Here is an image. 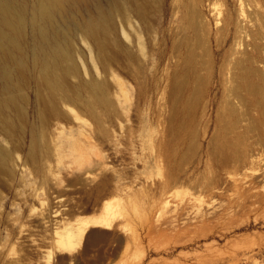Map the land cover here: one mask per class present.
Returning <instances> with one entry per match:
<instances>
[{
  "label": "bare ground",
  "instance_id": "6f19581e",
  "mask_svg": "<svg viewBox=\"0 0 264 264\" xmlns=\"http://www.w3.org/2000/svg\"><path fill=\"white\" fill-rule=\"evenodd\" d=\"M160 2L0 0V131L11 142L8 147L0 141V182L5 176L14 178L17 167L24 170L28 164L34 178L47 175L46 180L43 179L45 186H36L35 181L31 187L32 193L25 198L28 200L32 195L41 197L39 191L46 188L51 203H48V212L41 214L39 224L46 226L45 230H51L52 238L64 249H72L75 237L82 238L90 224L113 223L107 200H112L109 195L116 190L112 188L103 194L99 202L101 207H95L101 208L102 212L98 210L101 214L92 223L91 220L77 217L79 213L72 215V220L66 216L68 210L65 206L68 204L66 200L63 202L64 191L61 190L72 184L68 183L60 189L61 182L55 177L59 168L62 165L73 168L72 173L84 170L82 172L86 176L82 175V178L87 177L86 183L93 172L96 171L98 176L100 173L103 175L111 164L95 140V129L82 121L83 116L74 105L85 108L102 125L105 116H110L115 106L113 96H110L112 86H115L111 85L110 75L117 78V99L120 100L121 95L130 99L127 85L113 64L123 58L137 60V50L146 56L145 44L141 34L132 43L122 38L118 34V18L120 16L125 25L135 15L146 24L148 31H153V15ZM239 2L237 8H232L230 3L224 8L218 0L175 2L176 15L184 18V22L172 32L175 39L171 55L174 64L181 69L169 83L171 113L168 124L157 130L158 142L144 166L148 168L154 161L159 164L163 161L167 166L165 178L155 185L156 197L168 201L179 184L190 189L191 195L182 196L181 204L185 211L180 214L165 216V210L157 211V223L161 222L165 231H178L191 226L203 230L209 224L215 226L229 220L238 212L258 211L264 206V64H259L251 51L253 47L262 51L264 47L258 41L264 39V0ZM91 3L94 4L93 9ZM82 7L86 9L87 17L78 15ZM206 7H209L210 14ZM182 8L186 12L180 15ZM66 12L70 13L69 17ZM76 35L92 42L91 52L100 62L102 77L92 72L88 80L83 78L80 83L72 84V77L78 75L73 43ZM31 38L35 40L32 45L29 43ZM213 38L217 42L216 51L225 48L219 59L213 56ZM198 47L203 49L200 57ZM204 54L208 58H202ZM96 67L98 69L97 64ZM27 85L35 88L34 121L31 120V111L25 108L26 103H31L24 90ZM13 113H16V117ZM136 131L139 136L134 144L136 152H143L148 138L154 137L155 128L148 131V138L144 134L143 124ZM17 137L19 142L15 141ZM93 154L97 156L96 159L92 157ZM68 156L71 157L69 161L65 159ZM97 174L94 175L97 177ZM80 182L83 185L84 182ZM100 184L106 186L107 181L103 179ZM93 196H90L91 199ZM7 202L0 191V204L8 207ZM69 214H74L73 210ZM9 218L8 213H0V235L3 225L6 222L8 225ZM23 222L17 233L9 227L8 236L19 235L27 240V233L32 229L25 227ZM179 222L181 227L178 226ZM252 254L264 255V239L240 248L230 256L234 263L242 258L250 262Z\"/></svg>",
  "mask_w": 264,
  "mask_h": 264
},
{
  "label": "rangeland",
  "instance_id": "374dc122",
  "mask_svg": "<svg viewBox=\"0 0 264 264\" xmlns=\"http://www.w3.org/2000/svg\"><path fill=\"white\" fill-rule=\"evenodd\" d=\"M101 1L103 3L107 2V0ZM176 1L178 0H161L158 10L153 15L155 29L153 31H148L147 26H145L146 24L135 15L132 17L133 20L125 25H123L120 16L118 18V34H120L122 38L127 39L128 43H132V40L138 39L137 35L141 34V40L145 44L146 56L143 55L141 51L137 50L139 55L137 60L123 58L122 61L119 60L117 64H113V68L119 73V76L127 85L128 96L131 94L130 99H127L124 95L119 97L120 100L117 99L116 92L118 83L115 81L117 78L110 75L111 85H115L112 86V92L110 94L111 97L113 96L115 106L110 112V116H105V121L103 120L102 125L99 124L85 108L74 105V107L78 109L77 111L81 113V116H83L82 121L84 123H89L95 129V140L103 148L106 158L110 159L108 161L111 164H109L110 168L106 170L107 172L105 171L103 175L100 173V176H98L99 174H97L96 171V173L93 172V175L97 174V177L96 175H94V177L91 175L86 183L85 180L87 177L84 179L82 178V175H85L84 172H82L84 170L72 173L73 168L68 169V167L61 164L62 166L55 176L61 182L60 189L64 188L68 183L72 184L70 187H65L68 188L67 190H64L65 188L61 190L64 191L62 193L63 202L67 201L66 203L68 204L65 206L68 210L66 216L72 220V215L76 216L79 213L77 217L91 220L92 223L102 212L101 208H99L100 210L96 208L101 207L102 204L99 202L103 194L114 188L116 189L114 194L112 193L109 195L112 197V200L109 199L107 202L109 203L108 211L111 213L113 223L115 224H92V226L90 224L82 238L79 236L75 237L72 249L62 248L59 242L52 238L51 230H45L46 226L44 227L42 224H39L41 214L48 212V205L51 203L49 202L46 188L45 190L41 189L39 191L41 197L32 195L31 198L28 199L29 202L25 198L32 193L31 187L35 181H37L35 182L36 186L44 185L47 175H37V178H34L33 173L30 172V164L24 167V170L18 166L14 178L10 179L5 176L1 180V182L3 181L4 183L2 182V184L0 182V191L6 201H9L7 202L8 207L0 204V213L6 212L11 218L8 220V225L6 222L1 229L0 264H264V255L262 254H252L250 262H245L246 260L242 258V260L236 261L235 263L230 256L232 252H236L240 248H244L253 242L264 239V206L258 211L238 212L229 220L223 221L215 226L209 224L207 228L203 230L195 229L191 226L190 228L187 227V229L181 228V230L178 231H165L162 229L161 222L158 221L160 223H157V211L165 210L163 212L165 216H175L177 213L180 214L185 211L183 210L184 206L181 204L182 198L191 195L189 193L190 189L179 184L173 189L174 191L172 193L175 195L173 196V194H171V198H169L170 196L168 197L170 200L167 198L168 201H166V199L164 200L163 198L156 197L155 193L157 192V188H155V185L158 181L165 178L164 174L167 172V166L163 161L161 162L162 165L154 161L149 164L148 168L144 166L149 159L153 146L158 142L156 136L157 130L163 125L166 126L168 124V116L171 113L169 83L175 73L179 72L181 69V67L174 64L171 55L172 43L175 39L172 32L177 29V25H182L184 22V18H179L176 15ZM218 1H220V6L222 5L224 8L227 7L228 3H230L232 8H237L240 3L239 0ZM208 2H210V0H208ZM90 7L93 9L94 4L91 3ZM206 8L208 9H206L207 13L210 14L209 7ZM185 12L186 10L182 8L179 14L182 15ZM66 14L69 17L70 13L66 12ZM78 15L83 18L87 17L88 13L86 9L82 7ZM254 17H256L255 14ZM214 24L215 21L211 23V28H213ZM253 29L256 31L255 24H253ZM179 33L180 30L178 29V35ZM74 38H76L73 43L76 51L75 58L78 65V75L72 77V84L80 83L81 80H84L83 78L88 80L92 72L97 77H102L100 62L91 52L93 46L92 42L89 40H87V42L85 39L81 38L80 35H76ZM258 41L261 43L260 46L263 47L264 39H258ZM34 42L35 40L31 38L29 43L31 44ZM211 45L214 50L213 56L219 59L225 48L222 49V51H216L217 42H215L214 38ZM249 47L252 46L250 45ZM261 50L262 51L256 47L251 49L252 54L258 58L259 64H264V47L263 49L261 48ZM200 52H203L202 47L197 48L199 57ZM143 57L145 60H143ZM202 58L208 57L204 54ZM24 90L31 102L26 103L25 108L31 111V120L34 121L36 120L34 116L35 88L31 85H27ZM13 114L14 117H16V113ZM19 122L18 119V123ZM37 122L38 121H35L36 124H38ZM142 124L144 134L147 138L149 137L148 131L151 129L155 128V134L153 138H148L146 141L145 152L138 150L136 152L134 144L139 138L136 130ZM124 130H127L126 133ZM0 138L2 144L8 147L11 145L9 137L1 131ZM18 139L17 137L15 141L17 140L16 142H19ZM89 150L90 149H88V152ZM123 154L126 155L123 156ZM92 157L96 159L97 156L93 154ZM65 159L69 161L71 157L68 156L65 157ZM51 177L52 176H50V182H52L53 179ZM103 179L107 181L106 186L100 184ZM8 180H10V183ZM80 181L84 182L83 185ZM14 186H16L17 190ZM185 188H187L188 191L187 189L185 190ZM42 194L44 197L47 196V198L44 199ZM116 194L119 195L117 196ZM90 196L94 198L91 199ZM35 198H37L39 202L37 199L34 201ZM84 201L90 206H86ZM83 205L88 209L86 210ZM179 205L181 207H179ZM17 206L20 208H18L20 211H18ZM89 208L93 211H90ZM72 210L74 214H69ZM98 210L101 212L99 213ZM86 211H88V213ZM94 212H96V214ZM18 217H20V219ZM22 222L26 224L25 227L29 226L28 228L32 229V233L28 232L30 233V239H28V233L26 236L27 240H23L25 237L20 238L19 235L8 236V228L10 227V229L16 230L17 233L18 229H21ZM154 225H158V227ZM178 226L181 227L182 224L180 223Z\"/></svg>",
  "mask_w": 264,
  "mask_h": 264
}]
</instances>
